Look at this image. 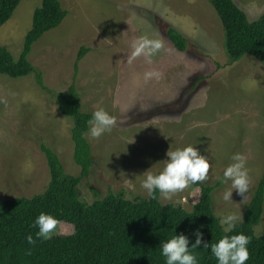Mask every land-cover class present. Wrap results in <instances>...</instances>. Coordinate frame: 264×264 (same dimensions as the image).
<instances>
[{"label":"rangeland","instance_id":"374dc122","mask_svg":"<svg viewBox=\"0 0 264 264\" xmlns=\"http://www.w3.org/2000/svg\"><path fill=\"white\" fill-rule=\"evenodd\" d=\"M59 1L66 16L32 44L28 60L50 91H64L85 49L75 78L81 110L93 113L103 107L116 117L110 133L99 139L86 136L94 163L78 185L79 199L92 203L109 193L148 197L140 186L142 173L150 167L156 173L168 150L192 144L211 165L204 183H220L211 192L215 215H243L264 171V62L248 54L230 61L209 0ZM234 2L249 20L264 11V0ZM40 3L20 0L0 26V45L14 58ZM168 27L187 39L185 51L168 39ZM141 35L162 39L163 48L152 64L143 57L128 64L131 41ZM153 69L160 79L144 83L143 73ZM50 91L37 85L33 73L15 78L0 73V199L31 197L46 189L50 174L40 143L58 154L70 174L80 173L72 157V120L59 112ZM235 153L246 158L249 191L243 199L233 190L225 201L231 182L222 184L217 177ZM199 194L193 184L162 202L190 210ZM73 232L71 223L59 221L52 237ZM254 234H264V203Z\"/></svg>","mask_w":264,"mask_h":264},{"label":"trees","instance_id":"16d2710c","mask_svg":"<svg viewBox=\"0 0 264 264\" xmlns=\"http://www.w3.org/2000/svg\"><path fill=\"white\" fill-rule=\"evenodd\" d=\"M19 2L0 0V26L11 17ZM209 2L221 21L230 61L248 54L264 62V11L257 19L249 20L234 0ZM66 14L59 0H41L33 11L31 27L24 36L18 57L14 58L6 46L0 45V73L13 78L33 73L37 85L50 91L43 83L41 71L28 60V54L32 44L59 25ZM165 34L177 50H186L188 41L179 31L168 27ZM85 51L76 57L74 76L68 88L50 91L56 98L59 112L72 120V157L80 173L70 174L58 154L48 144L40 143L50 179L42 193L0 199V264H165L160 245L175 234L186 235L189 247L195 241L197 229L203 233V241L217 242L225 235L211 199V192L219 182L196 183L200 188L199 199L190 210L174 203H163L159 193L156 199L139 196L125 199L114 193L92 203L79 199L78 185L88 176L94 163L85 135L92 113L81 110L75 85L78 61ZM194 86L195 83L192 88ZM263 203L264 171L243 212V222L227 233L229 236L242 233L250 238L249 259L245 264H264V234H254V226L262 217ZM41 213L53 215L58 222L71 223L74 232L47 240L38 238V229L33 223ZM29 235L35 243H28ZM190 251L197 257L198 264H217L210 249H204L203 244Z\"/></svg>","mask_w":264,"mask_h":264},{"label":"clouds","instance_id":"9594fccd","mask_svg":"<svg viewBox=\"0 0 264 264\" xmlns=\"http://www.w3.org/2000/svg\"><path fill=\"white\" fill-rule=\"evenodd\" d=\"M130 54L127 56V63L131 64L138 57H143L146 64L153 63V57L163 48V41L159 38H150L147 35H141L134 38L130 44ZM161 73L155 69L143 73V82L148 83L153 78L159 80ZM87 132L85 135L91 139H99L105 133H110L116 126V117L111 115L103 107L96 109L91 118L87 121ZM166 159L162 160L163 167L156 173L144 171L143 179L140 182L141 188L147 196L156 199V194L164 200H171L174 195L184 191L190 185L202 183L208 178L211 167L208 158L201 155L195 145L168 150ZM231 163L228 164L222 176L217 179L223 184L231 182V190L225 192L223 199L231 200L233 190L243 196L249 191V170L246 167V158L235 153L231 157ZM141 175V174H140ZM243 222L241 212L221 214L219 223L225 233L215 243L203 241V233L197 229L194 232L195 241L189 247V238L184 234H175L170 239L162 242L160 245V254L164 258L165 264H198L197 257L190 249H197L203 244L204 249H210L212 256L217 264H245L249 259L248 245L250 238L242 233L227 235L233 232L237 223ZM58 225V220L51 214L41 213L35 218L33 227L38 231L36 236L43 240L51 239ZM29 244L35 243L32 236L27 237Z\"/></svg>","mask_w":264,"mask_h":264}]
</instances>
